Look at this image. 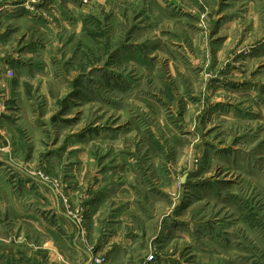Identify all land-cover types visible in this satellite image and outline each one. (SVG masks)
Instances as JSON below:
<instances>
[{
  "label": "rangeland",
  "instance_id": "374dc122",
  "mask_svg": "<svg viewBox=\"0 0 264 264\" xmlns=\"http://www.w3.org/2000/svg\"><path fill=\"white\" fill-rule=\"evenodd\" d=\"M16 78L0 264H264V0H0Z\"/></svg>",
  "mask_w": 264,
  "mask_h": 264
},
{
  "label": "crops",
  "instance_id": "0c3cea01",
  "mask_svg": "<svg viewBox=\"0 0 264 264\" xmlns=\"http://www.w3.org/2000/svg\"><path fill=\"white\" fill-rule=\"evenodd\" d=\"M4 5H6V3H4ZM4 32H6V28L3 29V32H1V34H4ZM3 38H4V36H3ZM6 81H8V80L6 79ZM2 85H4V84H2ZM14 86H17V87L18 86H22L21 80H18V82H17V78L16 79H13V80H9V82L4 85V88H2L3 90L0 88V92H2V94L0 96H5L4 99L6 100V95L9 96L10 91H11V88L14 87ZM6 87H8V88L6 89ZM21 91H22V89H18V92H21ZM3 103L5 104V105H3L5 107V109H2V107L0 106V116H4L3 113H6V109H7V107H6L7 105H6V102L4 100H3ZM3 140H0V149H7V147H9V141L8 140H4L3 141ZM76 148H77V146L75 145V142H73L72 144H70V145L67 146V151H71V150L72 151H75ZM86 208H87V213L88 214H92L95 211V210L92 209L91 206H87ZM56 213H58V215H59V221H60V219L62 220L61 221V224H63V226L65 225L64 228H67V231H65V233L68 235V237H70V232H72L73 233V238H74V236H75V230L74 229H76V228L72 224V222L70 221V219L67 218L66 215H62V214H65L63 212L62 208L61 209H57V212ZM59 225H60V222H59ZM71 226H73V227H71ZM73 242H74V239H73ZM146 256H145V259H146ZM145 259L143 260L144 262H145Z\"/></svg>",
  "mask_w": 264,
  "mask_h": 264
},
{
  "label": "built area",
  "instance_id": "2783aa9c",
  "mask_svg": "<svg viewBox=\"0 0 264 264\" xmlns=\"http://www.w3.org/2000/svg\"><path fill=\"white\" fill-rule=\"evenodd\" d=\"M6 76L9 78V79H12L14 77V73L12 70H9L6 74ZM157 263V257L155 255V253H150L146 259H145V264H155Z\"/></svg>",
  "mask_w": 264,
  "mask_h": 264
},
{
  "label": "water",
  "instance_id": "95a60500",
  "mask_svg": "<svg viewBox=\"0 0 264 264\" xmlns=\"http://www.w3.org/2000/svg\"><path fill=\"white\" fill-rule=\"evenodd\" d=\"M186 179H187V174H185V175L181 178V182H182V183H185V182H186Z\"/></svg>",
  "mask_w": 264,
  "mask_h": 264
}]
</instances>
